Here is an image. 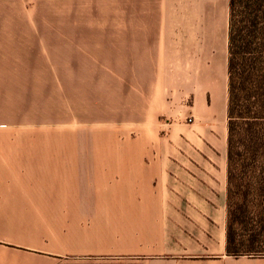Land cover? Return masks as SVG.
I'll use <instances>...</instances> for the list:
<instances>
[{"label": "crops", "instance_id": "0c3cea01", "mask_svg": "<svg viewBox=\"0 0 264 264\" xmlns=\"http://www.w3.org/2000/svg\"><path fill=\"white\" fill-rule=\"evenodd\" d=\"M151 26L155 114L146 121L155 131L138 125L140 145L76 146V131L0 132V264H57L87 253L264 264V256L227 250L230 0H155ZM128 27L106 30L114 45L104 48L128 51L131 37L130 50L144 51L143 22ZM106 62L98 73L122 74ZM192 95L193 110L184 105ZM144 100L131 96L112 105L109 119L87 121L120 114L143 123Z\"/></svg>", "mask_w": 264, "mask_h": 264}, {"label": "rangeland", "instance_id": "374dc122", "mask_svg": "<svg viewBox=\"0 0 264 264\" xmlns=\"http://www.w3.org/2000/svg\"><path fill=\"white\" fill-rule=\"evenodd\" d=\"M135 22L144 24V51L130 50L131 37L128 51L104 48L114 42L106 30L134 29L128 25ZM152 24L155 0H0V132L76 131V146L140 145L138 125L149 136L155 131V124L146 121L155 114V58L151 59L155 53L149 49L155 42ZM107 59L122 74L98 73L111 65ZM120 87L127 90L122 99L112 91ZM131 96L145 99L139 108L143 123H124L120 114L114 115L118 120L106 123L87 121L98 116L109 119L118 110L112 105ZM184 105L193 110L194 96L187 97ZM66 118L69 122H61ZM186 122L199 126L194 115ZM57 264H155V258L87 253L64 256Z\"/></svg>", "mask_w": 264, "mask_h": 264}, {"label": "trees", "instance_id": "16d2710c", "mask_svg": "<svg viewBox=\"0 0 264 264\" xmlns=\"http://www.w3.org/2000/svg\"><path fill=\"white\" fill-rule=\"evenodd\" d=\"M227 250L264 256V0H230Z\"/></svg>", "mask_w": 264, "mask_h": 264}]
</instances>
